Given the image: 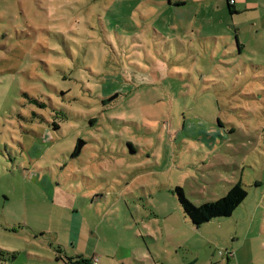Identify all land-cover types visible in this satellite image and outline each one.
<instances>
[{
    "label": "rangeland",
    "instance_id": "374dc122",
    "mask_svg": "<svg viewBox=\"0 0 264 264\" xmlns=\"http://www.w3.org/2000/svg\"><path fill=\"white\" fill-rule=\"evenodd\" d=\"M177 1L0 0V264H264V0Z\"/></svg>",
    "mask_w": 264,
    "mask_h": 264
},
{
    "label": "trees",
    "instance_id": "16d2710c",
    "mask_svg": "<svg viewBox=\"0 0 264 264\" xmlns=\"http://www.w3.org/2000/svg\"><path fill=\"white\" fill-rule=\"evenodd\" d=\"M183 1H177L182 3ZM227 7L230 12H234L232 3L226 0ZM76 149V145L73 148L72 154ZM174 194L177 197L179 204L181 205L184 213L189 218L191 223L195 226H199L203 222H206L215 217L228 216L232 211L240 204V202L246 197L247 191L243 186L241 176L233 185L226 191V193L215 201L203 202L200 205H195L190 202L184 195L183 190L176 186L173 189ZM91 257L78 254L75 257H67L64 260V264H92ZM59 259V258H58Z\"/></svg>",
    "mask_w": 264,
    "mask_h": 264
},
{
    "label": "water",
    "instance_id": "95a60500",
    "mask_svg": "<svg viewBox=\"0 0 264 264\" xmlns=\"http://www.w3.org/2000/svg\"><path fill=\"white\" fill-rule=\"evenodd\" d=\"M83 144L82 140H78V143L76 144V149L74 151V154H77L80 150L81 145Z\"/></svg>",
    "mask_w": 264,
    "mask_h": 264
},
{
    "label": "built area",
    "instance_id": "2783aa9c",
    "mask_svg": "<svg viewBox=\"0 0 264 264\" xmlns=\"http://www.w3.org/2000/svg\"><path fill=\"white\" fill-rule=\"evenodd\" d=\"M233 2H234V0H229V3H233ZM91 261H92V264H97V257L94 256Z\"/></svg>",
    "mask_w": 264,
    "mask_h": 264
},
{
    "label": "crops",
    "instance_id": "0c3cea01",
    "mask_svg": "<svg viewBox=\"0 0 264 264\" xmlns=\"http://www.w3.org/2000/svg\"><path fill=\"white\" fill-rule=\"evenodd\" d=\"M178 1H183V2H186V0H178ZM235 3H236V1L234 0V2L232 3V8H233V10H236L237 9V7H235Z\"/></svg>",
    "mask_w": 264,
    "mask_h": 264
}]
</instances>
